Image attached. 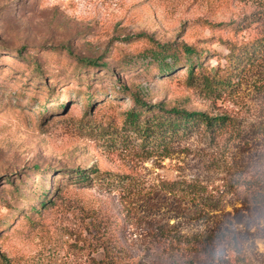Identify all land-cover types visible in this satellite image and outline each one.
I'll return each instance as SVG.
<instances>
[{"label": "rangeland", "instance_id": "rangeland-1", "mask_svg": "<svg viewBox=\"0 0 264 264\" xmlns=\"http://www.w3.org/2000/svg\"><path fill=\"white\" fill-rule=\"evenodd\" d=\"M263 12L0 0V264H264V49L217 96L188 81L189 63L166 57L161 73L150 56L193 46V70L213 72L231 43L264 35L234 25ZM138 110L225 120L153 143L129 126Z\"/></svg>", "mask_w": 264, "mask_h": 264}, {"label": "trees", "instance_id": "trees-1", "mask_svg": "<svg viewBox=\"0 0 264 264\" xmlns=\"http://www.w3.org/2000/svg\"><path fill=\"white\" fill-rule=\"evenodd\" d=\"M236 25L235 31L240 29L249 28L253 25L262 26L264 33V12L256 17L245 18ZM233 26V25H225ZM172 46H159L156 45L154 48L153 55L150 52V56L155 57L162 56V66L164 68L158 72H166L170 68L163 64L166 57H171L174 59L175 63L184 61L189 63V72L187 75L188 81L193 84H200L201 88L205 90L207 95L217 96L222 94L226 89H231L233 82L242 74L244 69L252 65L255 59L259 57L260 51L264 49V35L260 38L252 40L246 43H231L228 46L227 53L224 55V64L218 63L217 69L213 72L193 70L195 65L200 66V59L204 55L202 50H197L195 47H187L185 45L180 46L178 49H173ZM97 62L91 60H81L82 67L90 68L97 67ZM145 110L131 111L128 114V123L142 139H150V141L159 142L165 140L168 136H177L179 134H188L193 129L195 130L198 126H203L207 131H214L224 124L223 118L219 117H209L204 113H189L186 111L170 110L166 111L163 115L148 116L145 114L142 118ZM158 143V144H159ZM83 177V175H78V177ZM84 178V177H83ZM39 204L42 206L48 204L45 200H41ZM30 211L36 212L34 208H30ZM185 264H194L187 262Z\"/></svg>", "mask_w": 264, "mask_h": 264}]
</instances>
